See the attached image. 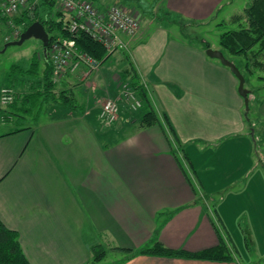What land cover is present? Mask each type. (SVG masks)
Listing matches in <instances>:
<instances>
[{
  "label": "crops",
  "instance_id": "obj_1",
  "mask_svg": "<svg viewBox=\"0 0 264 264\" xmlns=\"http://www.w3.org/2000/svg\"><path fill=\"white\" fill-rule=\"evenodd\" d=\"M162 1L173 26H203L236 0ZM238 14H223L217 26L238 30ZM148 23L140 22L139 33L125 39L128 49L97 72L85 77L81 68L56 81L79 105L69 114L51 102L47 117H31L33 102L27 107L23 97L41 89L38 78L0 87L15 93L0 115V221L17 233L30 264H87L95 245L123 253L121 264H226L135 251L154 242L187 252L215 247L220 238L228 240L221 229L230 238L229 219L238 215L249 226L253 218L263 224L264 77L251 86L246 119L238 80L206 55L207 42L192 44L161 24L150 31L154 24ZM230 56L233 64L242 57L244 66L234 65L254 75L243 56ZM130 64L161 124L140 128L120 104L114 130L101 124L100 106L107 94L118 97ZM250 64L264 72L263 65ZM49 104L40 99V107ZM164 116L178 139L177 156Z\"/></svg>",
  "mask_w": 264,
  "mask_h": 264
},
{
  "label": "trees",
  "instance_id": "obj_2",
  "mask_svg": "<svg viewBox=\"0 0 264 264\" xmlns=\"http://www.w3.org/2000/svg\"><path fill=\"white\" fill-rule=\"evenodd\" d=\"M41 5L46 9L48 8L50 11L55 9V5L48 1H42ZM49 10H46L43 15H40L37 11L35 18L33 20H28L29 23L26 24L22 32H24L27 27H29V25L37 21L44 26L45 31L48 33L49 43H51L56 35L65 36V33L63 32V26L66 24L64 15L59 12L57 13L55 9V16L57 17V19H53L52 14ZM45 17H48V19H45ZM233 21L239 22L240 28L238 30H231L222 33L219 36V44L221 46V49H223V51L227 52L228 54L233 56H243L246 60L245 68L250 74H252L250 70L251 61L254 64L264 66V62H260L261 59L264 60V0H252L250 4H248L243 9L241 14L233 16ZM16 23H19V21L16 20ZM17 39H13L10 41H14ZM10 41H6V43ZM76 46L79 51L87 53L95 60L100 61L101 64L105 63L106 60L113 55H106L104 48L99 43L83 33H80L76 38ZM205 47L209 48L208 45H205ZM29 66L30 69L26 70L25 72L31 74V76H34L35 79L38 78L37 82L39 83V87H41V89L37 90L36 88H34L32 94L23 97L25 100V106L28 107L29 99L35 100V97L38 95L39 99L37 100V103L40 102L41 98H43V100H49V102H53V105L55 107L60 108V110L65 111L67 114L79 108V105L76 104L73 98L68 96L67 92L61 91L57 94L55 90L56 83L53 81V74L51 71L52 68L48 59V52L47 58L43 61L44 69L41 79L37 77V73L40 68L39 60H37V62H31ZM13 69H16V66H14ZM123 77L130 88L134 91L135 95L140 99L142 105L141 108L136 112H132L121 105L123 107L121 108L123 109L122 111H126L125 113L131 115L130 119H134L140 128H146L161 124L158 115L152 108L148 92L144 85L141 83L138 74L131 64L123 71ZM27 79L30 80L31 78ZM141 110H144V113L139 115V112ZM244 114L247 119L248 112L245 111ZM163 119L167 129L166 138L172 146L174 141L178 142V139L173 127L169 123L168 118L164 116ZM173 148L174 147L172 146V149ZM173 155L177 156L175 148L173 149ZM182 169L185 173L183 166ZM121 251L125 250L122 249ZM90 255L91 262L89 264H99L106 256V249L101 245L92 246L90 249ZM135 255L205 260L227 264L234 263L230 248L221 238L219 239L218 245H216L215 247L197 252L172 250L164 247L158 242H154L151 246H146L136 250ZM0 264H30L23 253L17 233L7 229L1 221Z\"/></svg>",
  "mask_w": 264,
  "mask_h": 264
},
{
  "label": "rangeland",
  "instance_id": "obj_3",
  "mask_svg": "<svg viewBox=\"0 0 264 264\" xmlns=\"http://www.w3.org/2000/svg\"><path fill=\"white\" fill-rule=\"evenodd\" d=\"M88 1L95 8L100 7L107 9L108 7L114 5L119 8L129 10L131 14H133L139 22H142L144 20L146 23V27H147V23L149 21H152L154 25L150 26L151 29L150 31L154 30V27L161 24L169 30L170 34L180 33L184 36H187L192 44L200 45L202 41H204L207 42V44H209L210 46H217L220 47V49L221 46H219L220 44L218 42L219 36L226 31L234 30L236 27L230 23L226 25L217 26L218 23H220V20L217 19L223 17L224 16L223 14L228 12H231V14H238L242 12L243 9L251 2V0H236L231 6L227 7L224 10L223 14L219 15L217 19L215 18L214 20L209 21L207 24L203 26H200V24L196 26L186 25L184 22H182L181 25L173 26L172 23L174 22L172 20H168V17H166L165 14H163L164 3L162 0H88ZM46 10L49 9L48 8L46 9L41 5L38 9V12L40 15H43V13L46 12ZM50 12L52 14V18L57 19V17L55 16V9H53ZM27 23H29V21ZM0 33H1L0 87L6 85V86H14V88H16L18 86V82H20L21 80L25 81L27 80V78L34 77L31 76V74L26 73L25 71L30 69L29 64H31V62H35V61L37 62V60H39L40 62V68L37 73V77L41 79L42 72L44 69L43 66L44 57L42 54L41 43L35 39H29L25 41L21 46H9L6 49H4L6 44V41L4 39L10 34V29L4 22H0ZM204 49L207 50L210 49V47L206 48L204 46ZM221 51L224 53V57L226 58L232 57L227 52L223 51V49H221ZM117 57L118 55H114L109 60L112 62V60L117 59ZM243 60L244 59L242 57H237L234 58L233 62L237 67L242 68V66H244ZM111 62H109V64H104L102 67L104 68L110 67L109 65ZM14 66H16V69H13ZM114 67H117V63H115ZM250 70L254 72L253 76L247 75L244 69L243 71L241 70L243 72L242 74L245 79L244 89L248 91L251 90L252 85L256 86L261 82V80H259V77H264V72H260L258 69L251 67ZM6 72H9L10 74L8 76H5ZM55 90L57 94L62 91L60 90V87L57 86V82H56ZM107 95L102 99V103L104 99L107 97ZM78 97L81 98L83 97V95L79 93ZM77 100L79 101L80 99ZM31 101L33 102L31 109V113H32L31 117L33 119L35 117L41 118V115L42 117L43 115H45L46 117L48 116V114L50 113L49 109L51 108L52 105L51 102H49L50 103L49 106L40 107L39 103H36L35 100H31ZM6 110H7V106H2L0 103V115L2 114V112H5ZM143 113L144 110H141L139 112V115ZM117 124H118L117 121L113 124L114 130H116L115 125ZM1 130L3 131L4 128H1L0 132ZM179 147L180 146H178V148ZM245 219L246 218L243 217L242 215H238L236 218H230L229 219L230 223H228L230 238L228 237V234L225 233L224 229H221V233L224 235V237L228 239V240L226 239L227 241H225V239L223 238V240L230 248V252L231 255L233 256L234 264H264V218H262V223H263L262 226L257 225L255 223L256 219L254 218H253V225L249 226ZM105 247L107 252L106 257L99 264H121L123 253L117 250L110 249V247L107 245H105Z\"/></svg>",
  "mask_w": 264,
  "mask_h": 264
},
{
  "label": "built area",
  "instance_id": "obj_4",
  "mask_svg": "<svg viewBox=\"0 0 264 264\" xmlns=\"http://www.w3.org/2000/svg\"><path fill=\"white\" fill-rule=\"evenodd\" d=\"M42 1L53 3L56 12L63 14L66 20L63 26L65 36L56 35L47 50L54 82L81 68L85 69V77L99 70L100 61L77 49L76 38L80 33L91 37L104 48L106 55H110L127 50L125 39L140 31L137 18L129 10L114 5L104 9L93 7L88 0H0V18L10 29L6 41L19 38L27 21L35 18ZM14 98L12 89L0 90L2 106H9ZM120 104L132 112L141 108L140 99L127 83L121 84L116 99L108 95L104 99L99 112L102 124L111 126L118 121Z\"/></svg>",
  "mask_w": 264,
  "mask_h": 264
},
{
  "label": "water",
  "instance_id": "obj_5",
  "mask_svg": "<svg viewBox=\"0 0 264 264\" xmlns=\"http://www.w3.org/2000/svg\"><path fill=\"white\" fill-rule=\"evenodd\" d=\"M29 39H35L41 43L42 54L44 59H46L48 45H49V36L48 33L45 31L44 26L37 21L29 25V27H27V29L20 34L17 40L6 43L4 49H6L9 46H21L25 41ZM206 55L212 59L218 60L223 66L227 67L230 70V72L236 77V79L238 80V89H237L238 94L244 101L245 111L248 112L249 91L244 89L245 79L242 73L233 63L228 61L220 51L207 49Z\"/></svg>",
  "mask_w": 264,
  "mask_h": 264
},
{
  "label": "bare ground",
  "instance_id": "obj_6",
  "mask_svg": "<svg viewBox=\"0 0 264 264\" xmlns=\"http://www.w3.org/2000/svg\"><path fill=\"white\" fill-rule=\"evenodd\" d=\"M51 71H52V69H51Z\"/></svg>",
  "mask_w": 264,
  "mask_h": 264
}]
</instances>
